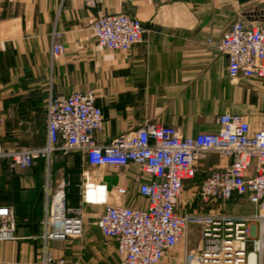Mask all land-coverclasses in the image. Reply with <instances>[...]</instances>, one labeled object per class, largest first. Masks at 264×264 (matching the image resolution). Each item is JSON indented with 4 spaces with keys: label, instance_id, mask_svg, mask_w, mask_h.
Returning a JSON list of instances; mask_svg holds the SVG:
<instances>
[{
    "label": "crops",
    "instance_id": "0c3cea01",
    "mask_svg": "<svg viewBox=\"0 0 264 264\" xmlns=\"http://www.w3.org/2000/svg\"><path fill=\"white\" fill-rule=\"evenodd\" d=\"M118 12L137 17L146 28L143 40L127 52L99 46L92 28L97 17ZM238 20L264 28V0H104L96 7L82 0H0L2 144L7 149L44 145L49 97L90 89L104 112L103 129L95 134L102 144L152 124L175 126L184 135L214 132L220 128L218 116L225 112L244 116L251 131L258 130L264 79L231 78L228 56L217 46ZM55 32L61 35L55 37ZM54 43L62 44L64 51L54 54ZM229 163L212 151L197 159L196 176L185 182L179 212L216 211L218 204L201 202L199 186L212 169ZM146 180L149 176L137 163L94 166L78 150L58 151L49 163L36 160L26 169L0 159V206H11L17 217L16 239L0 241V264H35L49 202L45 186L53 194L62 182L69 183L67 206L83 209L84 232L52 240L50 249L66 264H118L116 240L97 224L104 205L84 203L83 187L88 181L103 184L109 205L146 209L148 199L139 192ZM119 187L127 193L120 194ZM244 207L247 212L229 211ZM255 210L237 196L224 206L226 213L240 217ZM189 232L158 264H183L185 253L200 243L198 239L196 247L189 245Z\"/></svg>",
    "mask_w": 264,
    "mask_h": 264
},
{
    "label": "built area",
    "instance_id": "2783aa9c",
    "mask_svg": "<svg viewBox=\"0 0 264 264\" xmlns=\"http://www.w3.org/2000/svg\"><path fill=\"white\" fill-rule=\"evenodd\" d=\"M82 1L90 7L104 2ZM92 28L99 46L124 52L146 33L141 20L126 12L101 15ZM217 46L228 56L231 78L264 79V28L235 21ZM63 51L62 44H53L54 54ZM218 122L217 131L195 135H184L175 126L152 124L102 144L95 134L103 129L104 112L96 103L95 91L76 90L49 97L44 145L7 149L0 140V159L13 168L26 169L39 158L49 163L58 151L78 150L94 166L139 164L149 176L139 186L140 194L148 199L146 209L109 205L103 184L88 181L83 187L84 203L104 205L97 224L106 237L116 240L119 264H158L186 240L191 226L199 228L200 243L198 251L185 253L183 264H251L252 257L254 264H264V114L261 127L254 132L240 114L225 112ZM211 151L229 158L230 163L209 172L198 196L204 205L218 204V209L179 212L185 182L196 176V160ZM84 175L89 178L88 172ZM68 184L62 182L53 194L45 186L49 202L40 236L42 251L35 264H66L64 257L50 249V241L84 232L82 207L67 206ZM118 192L126 194L127 189L119 187ZM234 196L246 198L255 212L242 217L226 213L224 206ZM16 231L14 209L0 206V241L16 239Z\"/></svg>",
    "mask_w": 264,
    "mask_h": 264
},
{
    "label": "rangeland",
    "instance_id": "374dc122",
    "mask_svg": "<svg viewBox=\"0 0 264 264\" xmlns=\"http://www.w3.org/2000/svg\"><path fill=\"white\" fill-rule=\"evenodd\" d=\"M249 208H251L250 206H249ZM231 213H244V212H247V209L244 207V208H236V209H234V210H229ZM196 232H198V233H196ZM195 233L194 232H189L190 234H189V245H194L195 244V246L194 247H196V245L199 243L198 242V239H199V241H200V237H201V234H200V230H198V231H196ZM198 242V243H197ZM193 251H198V247H196V248H194V250L193 249H189V253H191V252H193ZM109 256L115 261V257H114V255H112V254H114V252H112V251H109ZM179 259H182V256L181 257H179ZM111 262V261H110ZM116 264V263H115ZM119 264V263H118ZM179 264H180V261H179Z\"/></svg>",
    "mask_w": 264,
    "mask_h": 264
},
{
    "label": "trees",
    "instance_id": "16d2710c",
    "mask_svg": "<svg viewBox=\"0 0 264 264\" xmlns=\"http://www.w3.org/2000/svg\"><path fill=\"white\" fill-rule=\"evenodd\" d=\"M37 160H43L44 161V159L43 158H39V159H37ZM36 161V160H35ZM35 163V162H34ZM16 219H17V217H16Z\"/></svg>",
    "mask_w": 264,
    "mask_h": 264
}]
</instances>
